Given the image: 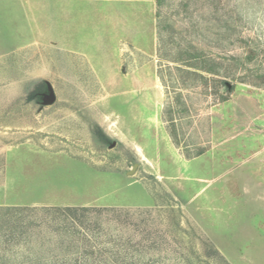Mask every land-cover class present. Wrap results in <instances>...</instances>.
Here are the masks:
<instances>
[{"label": "rangeland", "instance_id": "1", "mask_svg": "<svg viewBox=\"0 0 264 264\" xmlns=\"http://www.w3.org/2000/svg\"><path fill=\"white\" fill-rule=\"evenodd\" d=\"M0 217V264H264V0H0Z\"/></svg>", "mask_w": 264, "mask_h": 264}, {"label": "water", "instance_id": "2", "mask_svg": "<svg viewBox=\"0 0 264 264\" xmlns=\"http://www.w3.org/2000/svg\"><path fill=\"white\" fill-rule=\"evenodd\" d=\"M48 88H49V94L50 95H48L46 97V100L43 103L46 106L52 105L56 101V95H55V92H54V89H53L52 85L48 84Z\"/></svg>", "mask_w": 264, "mask_h": 264}, {"label": "trees", "instance_id": "3", "mask_svg": "<svg viewBox=\"0 0 264 264\" xmlns=\"http://www.w3.org/2000/svg\"><path fill=\"white\" fill-rule=\"evenodd\" d=\"M59 212L61 211V210H58ZM73 211H75V212H82L83 214H85V213H89L90 211H91V209H88V208H82V209H77V210H72V209H67L66 210V212H73ZM11 212V211H10ZM62 212V211H61ZM65 213V212H64ZM1 218V217H0ZM2 218H5V216L3 215L2 216Z\"/></svg>", "mask_w": 264, "mask_h": 264}]
</instances>
